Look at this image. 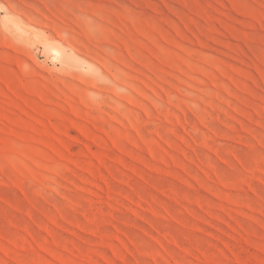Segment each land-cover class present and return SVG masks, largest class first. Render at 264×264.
<instances>
[{
	"label": "rangeland",
	"instance_id": "obj_1",
	"mask_svg": "<svg viewBox=\"0 0 264 264\" xmlns=\"http://www.w3.org/2000/svg\"><path fill=\"white\" fill-rule=\"evenodd\" d=\"M0 264H264V0H0Z\"/></svg>",
	"mask_w": 264,
	"mask_h": 264
},
{
	"label": "bare ground",
	"instance_id": "obj_2",
	"mask_svg": "<svg viewBox=\"0 0 264 264\" xmlns=\"http://www.w3.org/2000/svg\"><path fill=\"white\" fill-rule=\"evenodd\" d=\"M4 23L6 28L13 34H19L26 32L30 35L34 40V45H36L38 51L41 53H47L51 51L53 55L56 56V59L59 61L70 62L71 57L66 53V51L62 49H58L52 46L50 42L43 38H39L37 35L31 34L30 29H27L24 25H22L18 20L13 17L5 16ZM37 34V33H36Z\"/></svg>",
	"mask_w": 264,
	"mask_h": 264
}]
</instances>
